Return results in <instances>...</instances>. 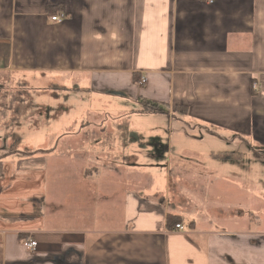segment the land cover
Wrapping results in <instances>:
<instances>
[{
  "label": "crops",
  "instance_id": "1",
  "mask_svg": "<svg viewBox=\"0 0 264 264\" xmlns=\"http://www.w3.org/2000/svg\"><path fill=\"white\" fill-rule=\"evenodd\" d=\"M0 74V264H264V0H0Z\"/></svg>",
  "mask_w": 264,
  "mask_h": 264
},
{
  "label": "rangeland",
  "instance_id": "2",
  "mask_svg": "<svg viewBox=\"0 0 264 264\" xmlns=\"http://www.w3.org/2000/svg\"><path fill=\"white\" fill-rule=\"evenodd\" d=\"M3 76H4L3 74H0V77L2 79L4 78ZM28 76L29 77L27 78V80H25L26 89L24 88V90H25V94L27 93L29 96L33 95V93H37V91H32V89L42 88L43 84H46V85L47 84H54V85L59 84V79L56 77H53L52 75H47L44 80L39 81V82L33 80L35 79L34 75H31V76L28 75ZM10 85H12V83H10ZM7 86H8V82H6L5 84V82L2 81L1 83L0 81V87H1L0 90L7 91V97L2 98L3 101L0 100V111H1V105H5V108L7 107V111L5 112L6 114L4 115L0 114V121H7V122L12 121L14 123L13 125L14 130L9 131L8 135L12 134L13 132L14 134L13 136H17L18 138H20V140L23 143L34 144L38 140V131H36L35 129H32L31 128L32 126L31 125L29 126L28 124L23 125V126H19V124H15V123H18L20 119L25 118V117L32 118V119L35 118V114L30 113L34 111L30 107L31 101H29V104L25 100L21 101L18 91L12 90V89H21L20 85H13V87H10V88ZM0 94L2 93L0 92ZM32 101L33 102L38 101L36 95L33 96ZM50 101L53 102L54 100L50 99ZM54 109L55 107H53V110ZM2 112H4V110ZM16 112H19V113H17L16 115ZM68 118H72L76 121L79 118V116L77 114L75 115L70 114ZM92 118L93 117H90L86 114L83 120L90 121ZM64 119H67V115H64V114L58 115L55 120L57 123L54 124V127H56L55 125L58 124L59 120L62 121ZM48 132L52 134L58 133V131L53 130V129L49 130ZM40 138H42V136ZM173 177L174 175H172V183H175L176 179L175 177L174 178ZM170 193L172 194V187L170 189ZM191 196H194V195H191ZM196 203H195V208L191 206V208L194 209L193 213H191V216H205V217L214 218L213 228L215 230L219 228V225L222 224V223H218L216 225L215 221L217 222V221L224 220L225 222L227 221L226 219L230 218V214L234 212V208L229 207L228 205L229 203L228 193L227 194L216 193L215 195H206V194L197 195ZM241 212L244 213V211H241Z\"/></svg>",
  "mask_w": 264,
  "mask_h": 264
},
{
  "label": "built area",
  "instance_id": "3",
  "mask_svg": "<svg viewBox=\"0 0 264 264\" xmlns=\"http://www.w3.org/2000/svg\"><path fill=\"white\" fill-rule=\"evenodd\" d=\"M204 2H205L207 5H212V4L214 3V0H204ZM62 19H63V16H62V15H61V17L53 16V17L50 18V20H51L52 22H57V23H60V22L62 21ZM145 82H146L145 79H141V80H140V85L145 84ZM174 228H175V230H183L182 227H181L180 225H176ZM23 246H24L26 249L30 250V251H34V249H35V247H36V242L28 240V241H26V242L23 244Z\"/></svg>",
  "mask_w": 264,
  "mask_h": 264
},
{
  "label": "trees",
  "instance_id": "4",
  "mask_svg": "<svg viewBox=\"0 0 264 264\" xmlns=\"http://www.w3.org/2000/svg\"><path fill=\"white\" fill-rule=\"evenodd\" d=\"M182 219L179 216L168 214L166 217V223L168 228H174L176 225L182 224ZM181 226V225H180Z\"/></svg>",
  "mask_w": 264,
  "mask_h": 264
}]
</instances>
